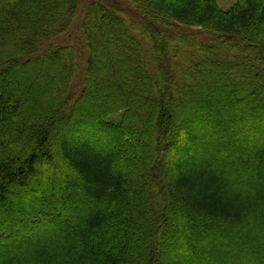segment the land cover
<instances>
[{"label": "trees", "instance_id": "obj_1", "mask_svg": "<svg viewBox=\"0 0 264 264\" xmlns=\"http://www.w3.org/2000/svg\"><path fill=\"white\" fill-rule=\"evenodd\" d=\"M81 1L0 0V82L14 76V66L60 60L66 51L78 65L77 45L62 40L74 26L86 53L82 78L100 71L99 54L92 55L100 45L108 49L107 61L116 74L122 67H116L119 53L114 49L132 48L133 66L141 75L121 80L119 92L92 110L77 109L87 92L82 80L79 97L68 109L70 116L78 110V120L56 142L53 126H38L22 100L0 88V121L13 126L0 134V264H158L148 243L141 249L148 252L145 260L140 247L134 253L135 241L130 242V234L144 237L141 228L148 222L136 223L134 217L149 209L156 196L153 211L168 205L186 218L227 226L236 238L229 264H264V0H236L227 10L219 0H92L83 3V11ZM140 30L182 45L170 68L154 64L165 81L168 77L173 83L176 76L175 86H164L161 96L153 95L147 77ZM73 70L72 65L68 78H74ZM195 78L208 81L211 94L223 95L224 103L219 102L226 110L237 102L248 108L247 113L231 112L233 128L240 120L237 127L243 131L231 137L236 157L224 156L217 142L204 140L223 128L226 120L213 119L225 108L209 114L204 107L179 119L169 111L172 91H186ZM110 106L116 110L108 112ZM131 111L135 127L125 124ZM114 113L121 118L114 120ZM93 115L132 148L145 149L140 131L143 121H151L149 126L158 130L154 154L124 159L115 147H103L102 135L85 130ZM78 126L83 129L73 133ZM78 131L86 132L78 136ZM31 228L39 229L40 236L22 235ZM183 230V240L193 243L189 229ZM194 247L193 257L201 258L197 264H212L204 260L202 247ZM165 254L163 264H185L177 255Z\"/></svg>", "mask_w": 264, "mask_h": 264}, {"label": "rangeland", "instance_id": "obj_2", "mask_svg": "<svg viewBox=\"0 0 264 264\" xmlns=\"http://www.w3.org/2000/svg\"><path fill=\"white\" fill-rule=\"evenodd\" d=\"M88 1L92 0L81 1L80 9H82V11L85 8L83 6V3ZM235 3L236 0H219V5L224 10L229 9ZM106 4L108 5V3ZM151 15L150 16L154 19V14L151 13ZM159 23L160 27L165 26L163 25V23ZM172 31L175 32V29L172 28ZM140 33L144 37L143 39L146 43V52L148 54V65L146 67V73L148 71L149 74L147 73V77L149 79V82L151 83L153 95H156L158 93L159 96H161V91L164 86H167L170 89L172 88V86H175L174 79L176 78V76H173V83L168 77L165 81L163 77H161V74L155 71L154 64L157 61L164 62L165 64H169L168 67L170 68L171 65L176 61L175 56L177 49L182 45H178L179 43H174L173 41L171 42L168 38H161L154 34L151 35V33L149 32H145L143 34V31L140 30ZM80 34L81 33L79 29L74 26L72 30L68 31L66 39H64V37L62 39L66 41L63 43L65 45H77L78 49H76L77 51L75 50L73 54L76 56L78 65H76V62H74V64L71 63L72 59L68 51L62 53L60 52V60L46 58L39 63L27 62V64H25L24 66H14L12 69L14 76H12L11 79L9 78L10 80L0 82V88L10 89L17 101H23L24 110L28 111L31 115H34L36 124L38 126H53L52 133L54 142H56L62 135L67 134L70 127L74 126L73 124H75L78 120V110L86 107H90V109L92 110L95 108V105L107 102V99L113 92H119L120 89L117 88V83H120V81L123 79H130L135 75H141L140 71L135 70V67L133 66V57L131 56L134 54L132 53V48L125 46L126 48L123 47L124 49H114V52L119 53V55L117 56L118 60L117 62H115L116 67H119L120 65V67H122L121 71L116 74L112 72L113 70L107 61L106 53H108V49H106L103 45H100V47L96 49V51L93 50L92 52V55H96L97 53L99 54V61H97L99 62L100 71L97 74L87 72V78H82L85 75V71L83 72L82 70L85 68L86 53H84L85 49L82 45V42L80 43V41H82L81 38L79 39ZM156 45L159 46V49L156 47ZM160 46H162V48H160ZM73 54H71L72 58ZM72 65L74 69L73 74L75 71L76 73L74 74V78H68V74L69 76L71 75L70 73L72 71ZM172 71L175 73L176 68ZM82 80H84V84L87 86V92L85 93L84 97H82L78 102L79 104L77 106V113L75 112L74 115L70 116L68 113V109L75 101V99L79 97L78 91H80L79 87L83 83ZM208 84V81L206 82L205 79L203 81V79L197 80L195 78L190 80L188 89L186 91H183L179 94H176V91H172L173 102L169 106V111L179 119L181 116L182 118H184L183 116L189 113H195L196 111L198 112V109L203 110L202 108L204 107V109L209 111V114L210 112L214 113L213 110L216 108L220 109L219 107H223L224 109L225 107L222 106L223 104L219 102L220 100L224 103L223 95L221 96V98L220 94L218 93L211 94L209 91H212V89L207 87ZM70 86L74 87L73 92L71 91L72 95H69ZM245 108L246 105L241 108L238 102L235 106H233V109L228 108L226 110L225 108L222 114H220V116H217L218 118L213 119L215 120V122L221 118L223 121L226 120V122H224V125L222 126L223 128L217 132H213L212 134L204 136L205 141L211 140V142L213 143L217 142L215 146L220 145L219 150L223 152L224 156L236 157L238 155L237 152L232 148L233 146L231 137L235 135V132H239L242 134L243 131H241V129L237 127L238 123L240 124V120H237V125L234 129L233 121L230 119V117H233L231 115L232 111H235V113H239L241 112V109L244 110ZM114 110H116V106H110L108 107L107 111L114 112ZM247 110L248 108L243 112L247 113ZM93 117H91L90 123L86 125V127H84L85 130L89 131L90 133L96 134L98 136H103V147L107 149H114L115 147L118 152H121L124 155V159H127V157H132L134 159L137 158L140 160L142 159L145 152H153L154 154V150L156 149L155 136L158 135V130L156 129V127H154L153 130V126H149L151 121L149 122V124L145 121L142 122L143 129L142 131H140L142 132L140 137L141 139H144V149L143 147L132 148L128 140L126 141L125 138L122 139L123 136H120L119 139V135H117L116 132L101 127V124L97 122L95 117ZM113 117L114 120L120 119L121 113H114ZM224 117L225 119H223ZM226 117H228V120ZM135 119L136 116L131 111L128 113L125 124L130 122V124L135 127L136 123L133 125ZM204 125L202 123V127L207 128L208 125ZM12 128L13 126L11 124L7 126L0 121V134L4 135L5 132L9 130L12 131ZM77 129L82 130L83 128L80 129V126L75 127L73 133H76ZM84 132L81 133V131H78V136H80V134L82 135ZM177 132L178 131H176V133ZM157 142L159 141L157 140ZM116 143L117 146H115ZM178 143L179 142L176 141V144ZM176 144H171L172 146H170V148L172 150H175ZM208 153L209 151L206 152V154ZM219 162L221 161L218 160V163ZM219 164L224 165V163ZM225 169L229 174H232L234 172V169L231 165L225 166ZM150 189L151 191L155 189L153 190V192L157 194L158 188L152 187ZM163 198V202L166 201V203H168L167 198H165V196H163ZM158 199L159 198L157 196L155 197V199L152 198V204H148L150 210L148 208L142 209L141 211L139 210L138 216L134 217L136 223L148 222L146 223V225H142L141 228L144 231V237H137L135 233L130 234V242H132L133 244V242L135 241V244L133 245V247H135L133 250L134 253H136L137 250L135 251V249L137 247H140L138 251H141L144 244L148 243L151 247L154 248V256L155 259L159 262L158 264H163L162 259H164L163 254L165 253L172 256L173 254L177 255V258H181L185 264H197L196 262H201V258H194L192 255L193 248H195V251L198 250V248L194 247L195 243H197V245H199V248H204V250L201 248L200 252L203 251L201 253L204 257V260H206L207 262H211L212 264H229V260L231 257L230 255H232L234 251L233 248L236 245V238L233 236V233L228 230L227 226L220 223L209 224L203 221L201 222L196 218H192L191 216L186 218L183 214V211L179 213V210L176 207H173L174 211H171L168 205H166V208H162L157 212L153 211L154 209H152L151 207L158 202ZM166 215H168L167 218ZM184 227L189 229V231L191 232L189 234L190 236H188V239L193 243L183 240L182 233L184 232ZM39 233V229L31 228L26 232H23L22 235L26 237H34L35 235L40 236ZM7 239L3 238L2 241L7 243ZM185 242H187V244ZM139 243L140 246L138 245ZM151 247L150 252L153 253V249ZM142 254H144L145 257L143 259L145 260L149 256L148 252L145 253L141 251L140 258H142Z\"/></svg>", "mask_w": 264, "mask_h": 264}]
</instances>
